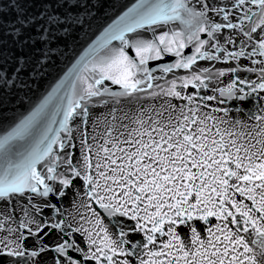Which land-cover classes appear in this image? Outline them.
<instances>
[{
  "label": "snow or ice",
  "instance_id": "6c2138e0",
  "mask_svg": "<svg viewBox=\"0 0 264 264\" xmlns=\"http://www.w3.org/2000/svg\"><path fill=\"white\" fill-rule=\"evenodd\" d=\"M109 2L0 0V264H264V0H135L7 114Z\"/></svg>",
  "mask_w": 264,
  "mask_h": 264
},
{
  "label": "water",
  "instance_id": "95a60500",
  "mask_svg": "<svg viewBox=\"0 0 264 264\" xmlns=\"http://www.w3.org/2000/svg\"><path fill=\"white\" fill-rule=\"evenodd\" d=\"M135 0H115L113 6L112 2L105 3L100 10L97 12L93 10L96 18L92 20L90 26H85L84 29L79 30L77 33L73 34L72 37L64 41L67 46L66 49L63 48L64 54L56 58L51 67L48 70V74L41 80L31 85L30 90L27 95L22 92L5 93L3 94V102L7 110V114L11 116H19L20 114H27L31 111L37 103H39L53 87H55L62 80L65 81V73L73 64L81 57L84 51L88 48L89 44L96 38L97 35L111 22V18H114L115 14L120 11L125 10L122 6H130ZM8 11L7 9H4ZM14 13L8 12L5 17L7 20L14 19ZM170 28L179 29L180 25L178 22H173L169 26ZM167 30V29H165ZM118 44L119 42H114ZM190 49L186 50V52ZM171 59V58H168ZM155 63V62H150ZM204 66H207V62H201ZM219 66V64H218ZM185 74L184 70H177V75ZM171 78V77H169ZM110 83V82H109ZM116 89L117 86H112Z\"/></svg>",
  "mask_w": 264,
  "mask_h": 264
}]
</instances>
